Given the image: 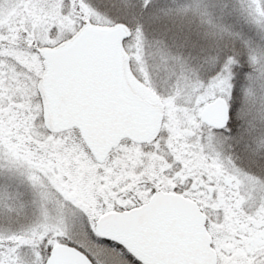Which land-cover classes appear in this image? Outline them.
<instances>
[{"label":"snow or ice","instance_id":"obj_1","mask_svg":"<svg viewBox=\"0 0 264 264\" xmlns=\"http://www.w3.org/2000/svg\"><path fill=\"white\" fill-rule=\"evenodd\" d=\"M0 264H264V0H0Z\"/></svg>","mask_w":264,"mask_h":264}]
</instances>
